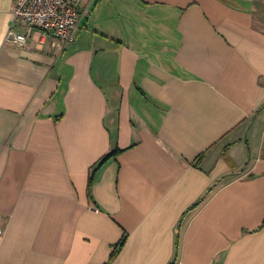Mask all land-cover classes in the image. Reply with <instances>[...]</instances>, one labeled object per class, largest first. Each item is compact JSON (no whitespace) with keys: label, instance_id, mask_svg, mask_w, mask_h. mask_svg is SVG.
I'll return each instance as SVG.
<instances>
[{"label":"crops","instance_id":"0c3cea01","mask_svg":"<svg viewBox=\"0 0 264 264\" xmlns=\"http://www.w3.org/2000/svg\"><path fill=\"white\" fill-rule=\"evenodd\" d=\"M14 3L0 264H264V0H80L63 49Z\"/></svg>","mask_w":264,"mask_h":264},{"label":"built area","instance_id":"2783aa9c","mask_svg":"<svg viewBox=\"0 0 264 264\" xmlns=\"http://www.w3.org/2000/svg\"><path fill=\"white\" fill-rule=\"evenodd\" d=\"M14 19L27 28L25 33H11L6 40L26 44L33 29L51 37L52 45L63 49L74 41V31L81 16L80 0H15ZM0 224V235L2 234Z\"/></svg>","mask_w":264,"mask_h":264},{"label":"trees","instance_id":"16d2710c","mask_svg":"<svg viewBox=\"0 0 264 264\" xmlns=\"http://www.w3.org/2000/svg\"><path fill=\"white\" fill-rule=\"evenodd\" d=\"M117 152H118V150H113V151H111L110 153H108V154L102 156V157L99 159V161H98L97 164H102V163H104V162H105L107 159H109L110 157L115 156V154H116ZM118 245H119V244H118ZM114 252H115V250H114Z\"/></svg>","mask_w":264,"mask_h":264}]
</instances>
